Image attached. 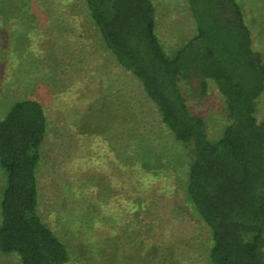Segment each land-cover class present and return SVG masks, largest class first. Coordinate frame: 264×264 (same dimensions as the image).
<instances>
[{
	"label": "rangeland",
	"instance_id": "374dc122",
	"mask_svg": "<svg viewBox=\"0 0 264 264\" xmlns=\"http://www.w3.org/2000/svg\"><path fill=\"white\" fill-rule=\"evenodd\" d=\"M264 60V0H236ZM168 55L196 33L184 0H152ZM0 25V120L38 100L48 131L39 213L67 246L68 264H208L209 233L187 199L189 157L140 83L104 48L83 0H35ZM182 84L210 140L229 120L211 85ZM264 121V94L258 105ZM5 177L0 170V197ZM0 264H20L0 255Z\"/></svg>",
	"mask_w": 264,
	"mask_h": 264
},
{
	"label": "trees",
	"instance_id": "16d2710c",
	"mask_svg": "<svg viewBox=\"0 0 264 264\" xmlns=\"http://www.w3.org/2000/svg\"><path fill=\"white\" fill-rule=\"evenodd\" d=\"M35 0H0V25ZM196 33L168 55L152 0H83L104 48L141 85L161 122L189 157L187 199L209 233L208 264H264V60L236 0H184ZM5 20V21H4ZM196 96L211 85L229 124L210 140L182 84ZM48 121L35 99L16 101L0 120V255L20 264H68L67 246L39 213L38 170Z\"/></svg>",
	"mask_w": 264,
	"mask_h": 264
}]
</instances>
